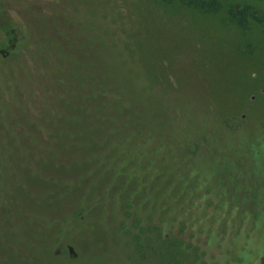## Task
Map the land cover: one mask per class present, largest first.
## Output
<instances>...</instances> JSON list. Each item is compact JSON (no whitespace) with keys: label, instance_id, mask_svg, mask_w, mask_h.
<instances>
[{"label":"rangeland","instance_id":"obj_1","mask_svg":"<svg viewBox=\"0 0 264 264\" xmlns=\"http://www.w3.org/2000/svg\"><path fill=\"white\" fill-rule=\"evenodd\" d=\"M242 1L264 12V0ZM16 23L25 28V43L9 55L6 36ZM172 110L183 121L195 112L201 138L208 137L205 127L216 135L219 126L227 137L242 128L264 143L263 27L242 28L221 14L164 0H0V242H20L28 230L34 242L44 238L51 247L35 253L38 264H132L119 218L108 227L103 222L102 198L89 206L59 202L52 188L37 193L21 180L39 182L31 177L35 163L51 154L57 170L92 171L87 159L97 154L87 143L97 145V126L127 120L133 123L116 125L125 133L126 159L150 173L140 184L163 191L166 202L158 201L171 205L169 213L201 245L210 237V257L200 264H264V210L229 189L202 157L177 158L144 130L157 112L168 121ZM28 153L34 157L23 164ZM41 206L49 217L55 208L58 221L35 223L32 213Z\"/></svg>","mask_w":264,"mask_h":264},{"label":"trees","instance_id":"obj_2","mask_svg":"<svg viewBox=\"0 0 264 264\" xmlns=\"http://www.w3.org/2000/svg\"><path fill=\"white\" fill-rule=\"evenodd\" d=\"M164 1L167 4L178 3L186 8L207 14H221L230 24L242 28L257 24L264 29V12L242 0ZM6 39L7 53L9 55L18 53L25 43L24 26L19 23L13 24ZM96 113V109L90 111V114ZM173 113H175L173 110L168 111L166 114L168 121H164L161 119L162 112H157L156 118L152 121V128L148 130L146 126H143L144 130L146 129L153 136L154 141L159 144L162 150H167L177 158L195 161L197 157H202L229 189L256 209L263 211L264 201L259 192L261 196L264 195V143L260 138L241 128L240 130L235 129L233 131L235 135L231 137L224 134L227 138L226 141L223 138V130L219 126L214 131L216 135H213L210 128L205 127L203 129L205 132L209 130L206 134L208 137L201 138L197 134L195 112H191V117H186L184 121ZM122 122L126 125L133 123V121L122 120L120 123L97 126L99 132L94 135L95 140H93L97 145L91 146L90 141L87 143L88 147H91L90 153H94L93 151L96 150L97 154L91 155V158L87 159L92 164V171H85V169L81 176L79 173L72 172H78L82 168L75 171L71 169L69 171L57 170L51 166L52 162L55 163V159L52 158L54 154H51L49 162L43 164L36 162L34 166L36 170L32 175L30 174L31 177H34L33 179L38 178L39 182L37 179L34 180V183L30 182L28 177H23L24 175L21 176V180L28 184V188L34 189L37 193L47 194L48 190L52 188V191L54 190L52 197L60 199L59 202L66 203L69 200L77 202L78 200L79 205L84 201L83 205L89 206L96 201L97 197L102 198L104 200L103 222L108 227L109 224L116 223L115 218H119V229L124 231L125 238L127 242H130L135 256L132 264H200L203 258L207 261L210 256L207 254L205 245L209 242L210 237H206L205 240L208 241L201 245V242L198 241L200 237L191 231L186 232V225L178 222L179 215L169 213L171 205L159 202L167 198L164 192H156L150 186L140 184L141 181L149 178L150 173L141 169L143 165L137 167L136 160L133 163L126 159L127 148L121 142L125 139L123 137L125 133H119L120 129L116 126ZM224 127L230 128L229 124H224ZM87 129L94 130V126L87 127ZM103 129H105L104 132ZM241 132L244 135L241 139H237ZM27 144L26 147H28ZM63 144L64 147L67 145L64 141ZM125 145L129 146V142ZM31 146L30 144L29 148ZM103 146L104 149H102ZM100 147L101 149H99ZM5 148L9 149L10 144ZM29 153L26 158H21L23 164L25 159L28 161L29 158L34 157ZM32 153H38L36 148L32 149ZM102 153L104 154L100 159L98 154ZM14 159L17 161L16 158ZM124 159L127 161L124 162ZM47 175L52 180L47 179ZM10 180L12 181L13 178L11 177ZM80 180H82V184H78ZM44 182H49L48 185L52 183V187L42 186ZM70 187L71 190H69ZM25 195L30 197L28 198L30 201L32 193L27 191ZM168 200L171 201V198L169 197ZM29 203L27 208L29 212H32L36 206L32 202ZM41 207L35 214L32 213V217L37 218V220L33 219L35 223L41 224L44 219L49 223L58 221L59 213L55 208L51 209L54 212L49 217L47 206ZM67 213L73 214L74 212ZM72 218L71 221L74 222L76 216ZM104 218H108L107 221H104ZM88 219L91 220L90 217ZM77 221L80 222L78 219ZM77 224L75 223V225ZM87 226H91V224H87ZM20 237L22 238L20 242H18V237L12 239L11 236L8 237L7 243V238L1 240L0 249L4 247L5 252H0V264H38L39 260L35 257V253H38L40 257L51 252L50 244L46 239L38 237L34 242L33 233L28 230ZM17 242L19 249L16 251Z\"/></svg>","mask_w":264,"mask_h":264}]
</instances>
